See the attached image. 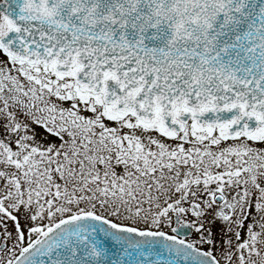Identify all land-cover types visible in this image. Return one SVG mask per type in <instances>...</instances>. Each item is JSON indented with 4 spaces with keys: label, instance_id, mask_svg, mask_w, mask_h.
Instances as JSON below:
<instances>
[{
    "label": "snow or ice",
    "instance_id": "obj_1",
    "mask_svg": "<svg viewBox=\"0 0 264 264\" xmlns=\"http://www.w3.org/2000/svg\"><path fill=\"white\" fill-rule=\"evenodd\" d=\"M0 264H264V0H0Z\"/></svg>",
    "mask_w": 264,
    "mask_h": 264
}]
</instances>
